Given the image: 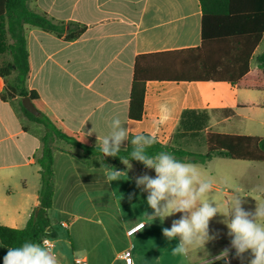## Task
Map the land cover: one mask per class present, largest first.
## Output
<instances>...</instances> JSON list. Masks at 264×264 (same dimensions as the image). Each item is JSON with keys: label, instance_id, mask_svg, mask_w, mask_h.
I'll use <instances>...</instances> for the list:
<instances>
[{"label": "crops", "instance_id": "0c3cea01", "mask_svg": "<svg viewBox=\"0 0 264 264\" xmlns=\"http://www.w3.org/2000/svg\"><path fill=\"white\" fill-rule=\"evenodd\" d=\"M31 7L56 22L87 26L86 32L74 41H65L37 27H26L31 60L28 88L39 94L50 116L68 129L84 134L97 146V135L101 140L108 135L110 124L117 117L127 126L129 137L146 133L167 144L172 141L185 109L211 111L207 133L215 132L216 124L229 121V110L235 106L264 108V89L237 88L227 83L155 81L147 85L142 121L129 119L136 58L201 45L203 14L198 0H32ZM259 47L251 63L252 71L257 70L256 58L264 52L257 53ZM189 84H197L195 87L202 92L192 95ZM5 87V80L0 77V225L23 229L40 205L38 160L42 156L45 128L24 116L19 98L1 99ZM240 89L259 92L260 99H253L250 93L238 99ZM162 107L167 111L162 112ZM127 144L125 141L121 148ZM54 148L55 195L49 218L59 264H73L76 258H85L89 264H126L122 258L125 250L132 251L134 264H199L197 255L202 257L200 252L193 251L188 257L174 255L172 249L178 239L169 242L162 234L160 219L148 216L153 210L146 203L147 192L135 186V177L141 172L132 162L131 170L124 164L118 169L127 172L121 175L119 188H127L125 202L134 187L136 195L131 201L135 209L133 205L127 208L128 204H123L124 209L118 208L117 214L126 236L134 241L121 250L99 246L98 233L108 236V230L102 220L88 216L99 218L102 213L109 214L100 207L105 201L103 185H111L106 178L112 170L111 164L61 140L55 141ZM216 159L227 158H214L196 165L207 169ZM145 172L155 177L153 169L145 168ZM212 187L218 192L222 190L216 183ZM89 195L97 203H86ZM202 199L213 200L208 194ZM70 202L76 205V213L69 211ZM226 203L230 205L229 201ZM175 215L178 219L182 214L165 218L163 225L170 228L174 220L171 217ZM80 220L91 225L77 226ZM64 222L68 227L62 226ZM141 222L145 227L128 236V230ZM6 253L7 248L0 242V264Z\"/></svg>", "mask_w": 264, "mask_h": 264}, {"label": "trees", "instance_id": "16d2710c", "mask_svg": "<svg viewBox=\"0 0 264 264\" xmlns=\"http://www.w3.org/2000/svg\"><path fill=\"white\" fill-rule=\"evenodd\" d=\"M198 1L203 14L200 46L136 58L128 112L130 120L142 121L147 85L150 82H212L227 83L237 88L264 89V52L256 58L257 70L252 71L251 67L255 51L264 42V0ZM31 2L0 0V77L6 84L1 99L7 101L19 98L24 116L45 128L41 140L42 156L38 160L41 175L40 205L32 212L23 229L0 225V242L6 248L19 247L26 241L41 243L43 237H53L49 210L53 207L55 195V141L62 140L87 155L101 157L117 170L122 164L120 158L131 159L133 150L128 141L127 146L121 148L119 156L104 157L100 146L50 116L39 94L29 90L31 60L26 27L40 28L65 41L77 40L87 30V26L77 22H56L46 13L32 9ZM25 97L31 98L40 116L31 114L23 107L22 99ZM209 122L207 110L185 109L172 141L163 144L154 137L155 143L147 151L150 155L169 152L178 159L194 164H206L214 158L264 163V138L211 131L205 133ZM134 136L131 135L129 140ZM201 136H204L206 149L190 150L186 143L196 141ZM130 162L144 173L143 164L135 160ZM261 197L264 201V193ZM216 264H225V261L219 260Z\"/></svg>", "mask_w": 264, "mask_h": 264}, {"label": "clouds", "instance_id": "9594fccd", "mask_svg": "<svg viewBox=\"0 0 264 264\" xmlns=\"http://www.w3.org/2000/svg\"><path fill=\"white\" fill-rule=\"evenodd\" d=\"M161 111L166 112L167 109L162 107ZM110 128L102 140L97 135V144L104 157L119 156L122 144L130 141L133 146L131 159L120 158L121 163L131 170L133 165L130 161L135 160L155 171V177L146 172L135 177L136 188L147 192L146 203L153 210L152 215L146 214L154 220L159 218L162 224L165 218L182 214L172 221L170 228H162V234L169 242L178 239V244L172 249L174 255L188 257L193 251H202V257L197 255L199 264H216L219 260L229 264L230 248H224L212 257L205 247L219 236V232L209 234V224L220 214L224 217L220 223L226 225L231 249H235V257L241 264L246 259L244 253L249 251L252 258L247 264H264V204L257 203L255 210L249 211L243 208L242 198L236 197L230 210L222 213L213 200L202 199L211 192L212 182L201 178L196 164L165 151L150 155L147 149L155 143V138L137 134L129 140L128 128L118 117L112 120ZM92 132L96 133L93 128ZM111 169L106 177L110 184L120 180L122 174H127L126 171ZM135 195V192L130 193L128 199L132 200ZM3 264H59V261L50 241L44 239L41 243L26 241L19 247L7 248Z\"/></svg>", "mask_w": 264, "mask_h": 264}, {"label": "rangeland", "instance_id": "374dc122", "mask_svg": "<svg viewBox=\"0 0 264 264\" xmlns=\"http://www.w3.org/2000/svg\"><path fill=\"white\" fill-rule=\"evenodd\" d=\"M263 50L264 42L259 47L257 53H261ZM189 86H191L189 87V92H191L192 95L200 94L202 92L198 87H195L197 86V84H189ZM247 91L241 89L238 90L239 93L237 95V98H243L246 94L250 93L253 94L251 95L253 99H260L259 92ZM262 103L264 102L262 101ZM232 109L233 110H229L230 120L225 124H216L213 128L215 132H235L241 135L264 137V108H238L235 106ZM195 110H207L211 118L212 114L210 110ZM186 145L188 147L204 146V136L199 137L196 141L186 143ZM198 168L201 172V177H206L208 180L210 179L212 184L216 183L218 185H221V192H218L215 188L212 187V190L208 195L213 198V201L218 205L219 210L222 213L226 214L230 210V207L233 205L236 197L242 198V200L244 201L242 206H244L243 208L245 210L254 211L257 203L263 204L260 193L264 191V163L233 159H216L209 165L207 169L201 166H198ZM119 182L120 180L113 181L111 182L110 186L108 183L103 185L105 201L100 209H106L109 214L107 216H104V214L102 213V216L99 218L95 216H88L90 219L102 220L109 234L108 236H105L103 232L98 233L97 238L98 240H100L99 246L111 247L112 251L124 249L130 246L134 241V238L131 239L126 236V231L124 230L123 224L120 221V216L117 214V210L121 206L124 209L123 204H128L127 208H130L129 206H134L135 203L129 199V201H123V198L127 197L128 191L127 188L120 189ZM132 190L133 192L135 191L134 187H132ZM223 190H225L227 193H224ZM129 191L132 192L131 190ZM226 201H229L230 205H228ZM93 202L97 203L93 198H91L90 195L86 197V203ZM75 206L76 205L73 202L69 203V211L71 213H76ZM171 219H177V216L175 215L171 217ZM222 219H224V217L218 214L210 221L209 234L213 235L219 232V236L217 237V239L208 242L205 247L207 251L211 253L212 257L218 255L224 248H230L229 262L231 264H241V261L235 257V249H231V238L227 235L228 229L226 225L220 223ZM80 225L89 226L91 225V223L80 220L78 221L77 226ZM163 227L165 226L161 224V228ZM200 253L202 256L204 255L202 251ZM244 256L246 258L244 264H247L248 260L252 258L250 251L244 253ZM89 259L92 260L93 256L90 255Z\"/></svg>", "mask_w": 264, "mask_h": 264}, {"label": "built area", "instance_id": "2783aa9c", "mask_svg": "<svg viewBox=\"0 0 264 264\" xmlns=\"http://www.w3.org/2000/svg\"><path fill=\"white\" fill-rule=\"evenodd\" d=\"M141 225H145V223L141 222L140 224L132 227L131 229L128 230L127 234L128 236H133L136 233H138L139 231H141L143 228L141 227ZM63 227H68V223L64 222L62 223ZM44 239H48L53 247V250L55 248V241L53 240V238L51 236H45L43 237L42 241ZM41 241V242H42ZM122 258L124 259L126 264H134V259H133V255H132V251L131 250H125L122 254ZM73 264H89L88 261L85 258H76L74 260Z\"/></svg>", "mask_w": 264, "mask_h": 264}, {"label": "water", "instance_id": "95a60500", "mask_svg": "<svg viewBox=\"0 0 264 264\" xmlns=\"http://www.w3.org/2000/svg\"><path fill=\"white\" fill-rule=\"evenodd\" d=\"M22 105L23 107L29 111L31 114L35 116H40V111L35 107L33 101L29 97H25L22 99Z\"/></svg>", "mask_w": 264, "mask_h": 264}]
</instances>
